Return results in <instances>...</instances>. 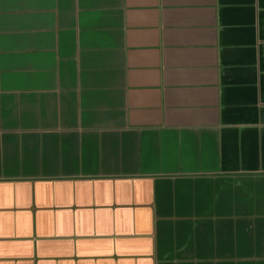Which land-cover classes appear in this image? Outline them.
<instances>
[{"label":"crops","instance_id":"obj_1","mask_svg":"<svg viewBox=\"0 0 264 264\" xmlns=\"http://www.w3.org/2000/svg\"><path fill=\"white\" fill-rule=\"evenodd\" d=\"M0 264H264V0H0Z\"/></svg>","mask_w":264,"mask_h":264}]
</instances>
